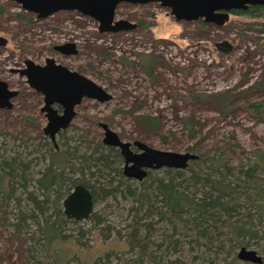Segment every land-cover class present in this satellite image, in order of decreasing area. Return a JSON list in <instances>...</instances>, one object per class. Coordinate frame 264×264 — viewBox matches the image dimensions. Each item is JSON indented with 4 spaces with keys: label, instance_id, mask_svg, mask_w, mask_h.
Masks as SVG:
<instances>
[{
    "label": "rangeland",
    "instance_id": "374dc122",
    "mask_svg": "<svg viewBox=\"0 0 264 264\" xmlns=\"http://www.w3.org/2000/svg\"><path fill=\"white\" fill-rule=\"evenodd\" d=\"M18 13L33 18V22L25 17L20 19ZM37 17L38 13L24 10L15 0H0V37L6 40L0 43V78L18 91L11 99V108H0L1 142L12 144V137H16L20 144H39L44 136L48 137L44 133L47 117L41 111L44 96L29 85L19 70L25 67L27 59L45 65L49 57L87 76L113 95L105 102L85 98L76 108L77 114L66 133L68 139L97 143L103 139L100 123L104 122L124 141L141 140L154 148L180 153H212L219 149L237 167L247 168L255 160L253 153L264 151V109L258 117L247 106L264 101V91H246L264 73V38L259 31L263 24L256 22L259 20L231 14L220 26H205L201 19L177 21L170 9L159 2L120 3L115 19L137 24L127 31L100 32L99 22L78 10H60L42 19ZM67 42L77 45V54L65 55L55 50L56 45ZM144 59L150 63L152 75L146 71ZM226 91L233 97L231 106L223 113L222 102L210 95ZM143 114L158 117L159 129L154 131L141 125L138 116ZM189 119L196 134L186 126ZM104 206L105 203L96 204L94 211L103 212L112 224L123 227L128 204L122 200L109 210H102ZM244 210L253 213L255 209L245 206ZM80 226L93 227L88 219L80 220L67 225L68 233L78 235ZM164 231L171 234L172 226L160 223L157 241H162ZM86 236L90 241L88 249L65 242L53 253L63 251V257L76 256L71 264H76L78 258L79 264H96L109 251H117L113 264L118 256L121 261L131 256L126 243L117 239L103 241L97 229ZM183 236L180 231L174 238L184 242ZM29 246L27 241H13L0 226V264H34L32 255H37L39 264H52V255L30 253ZM182 247L169 254L181 264H208L203 258L213 256L203 254L196 246L189 249L186 243ZM248 248L256 249L264 257L256 245ZM224 263L252 264L238 258L234 262L223 254L215 264Z\"/></svg>",
    "mask_w": 264,
    "mask_h": 264
},
{
    "label": "trees",
    "instance_id": "16d2710c",
    "mask_svg": "<svg viewBox=\"0 0 264 264\" xmlns=\"http://www.w3.org/2000/svg\"><path fill=\"white\" fill-rule=\"evenodd\" d=\"M233 14L259 20L256 22L263 24L259 31L264 38V5ZM18 16L33 22L24 14ZM201 23L208 25L202 19ZM143 64L152 75L150 63ZM258 90L264 91V73L246 91ZM228 93L210 95L222 102L223 113L231 106L233 96ZM247 106L260 117L264 101ZM138 121L154 131L160 127L159 118L153 115H140ZM186 126L192 134L197 133L192 120H187ZM68 131L59 133L58 148L46 136L39 144H20L16 137H12V144L0 141V226L13 241L29 242L30 253H49L52 264H71L76 256L63 257V251L54 254L56 247L74 242L79 248L88 249L90 241L86 235L93 228L99 230L103 241L117 239L126 243L131 256L123 261L118 256L114 264H181L169 254L181 250L182 243L192 250L194 246L202 249L205 255L212 254V258H203L208 264H215L223 254L235 262L239 249L253 244L264 253V151L254 152L255 160L247 168L232 165L219 149L201 152L186 169L150 170L144 180L136 181L123 174V158L118 149L106 146L102 140L93 143L68 139ZM39 165L42 167L36 170ZM78 184L92 192L95 205L105 203L102 210L125 201L128 216L123 227L112 224L103 212L94 211L88 219L92 228L80 226L78 235L68 233L67 225L79 221L64 214L63 200ZM245 206L255 210L243 211ZM160 223L172 226L171 234L161 233V242L156 240ZM180 231L184 242L174 238ZM116 252L105 253L96 264H113ZM58 255L59 259H55ZM32 259L39 264L37 255H32ZM76 261L80 263L79 258Z\"/></svg>",
    "mask_w": 264,
    "mask_h": 264
},
{
    "label": "water",
    "instance_id": "95a60500",
    "mask_svg": "<svg viewBox=\"0 0 264 264\" xmlns=\"http://www.w3.org/2000/svg\"><path fill=\"white\" fill-rule=\"evenodd\" d=\"M26 11L38 13L39 19L45 18L60 10H78L93 17L99 22L100 32H118L132 30L137 24L127 19H115L116 9L122 2L146 4L159 2L170 9V14L177 21L204 20L210 24L224 25L233 11L248 10L250 6L264 5V0H15ZM5 39L0 37V43ZM55 50L65 55L78 53L74 42L56 45ZM21 76L44 96L41 111L47 117L44 133L58 148L57 135L70 128L76 114V108L85 98L100 102L109 101L113 95L92 79L57 63L54 58H47L46 64H37L27 59L25 67L19 70ZM18 94L17 90L0 78V108H11V99ZM58 104L61 111L55 107ZM104 131L102 142L116 148L123 157V174L136 181L144 180L150 170L163 168L186 169L190 162L199 158L191 151L185 153L160 150L141 140L124 141L107 123L101 122ZM136 147V150L133 147ZM95 202L92 192L83 184L76 185L63 200V211L68 218L77 221L89 219L94 212ZM238 259L262 264L264 259L256 249L241 247Z\"/></svg>",
    "mask_w": 264,
    "mask_h": 264
},
{
    "label": "flooded vegetation",
    "instance_id": "af4514ba",
    "mask_svg": "<svg viewBox=\"0 0 264 264\" xmlns=\"http://www.w3.org/2000/svg\"><path fill=\"white\" fill-rule=\"evenodd\" d=\"M231 14H233V12H231ZM208 24H210V23H208ZM38 92V91H37ZM55 107H57L60 111H61V107L58 105V104H56L55 105ZM44 113V112H43ZM131 142H133V141H131ZM133 147V149L134 150H136V147H134V146H132ZM122 156V155H121ZM123 158V157H122ZM123 165H124V160H123Z\"/></svg>",
    "mask_w": 264,
    "mask_h": 264
}]
</instances>
